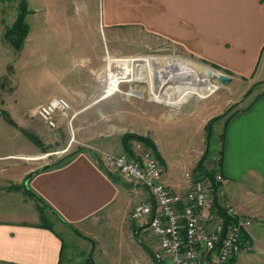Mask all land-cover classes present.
<instances>
[{
	"label": "crops",
	"instance_id": "obj_1",
	"mask_svg": "<svg viewBox=\"0 0 264 264\" xmlns=\"http://www.w3.org/2000/svg\"><path fill=\"white\" fill-rule=\"evenodd\" d=\"M32 1L33 25L29 26L25 16L29 31L18 54L3 39L4 30L16 13L10 20L0 11V264H61L62 258H69L66 255L71 253L73 243L90 251L87 260L91 259V264H133L131 259L137 246L132 248L133 253L125 249L131 248V242L136 245L137 240L144 248L141 255L156 260V253L148 244L149 237L131 234L130 211L135 203L148 197L143 188L124 177L110 176L91 148L74 149L61 163L58 160L51 163L50 159H54L51 155L43 160L46 155L40 154L41 146L28 135L35 136L44 147L73 144V129L66 124L63 131L49 127L33 109L62 96L68 100L75 117L86 112L88 99L104 96L94 90L88 94L82 91L88 82L82 64L78 68L84 79L77 78L75 87L59 79L56 70L50 74L47 69L51 67L50 51L89 50L93 57L88 58L96 66L103 59L109 39H119V30H111L109 36L104 30L100 36L90 33L86 26L71 32L73 24L79 27L88 22L96 12L98 0ZM102 3L106 4L108 24L130 20L136 32L142 28L149 32L160 30V43L168 49L192 54L208 49L207 56L199 57L221 68L231 80L242 77L253 81L256 86L241 107L212 121V124L222 121L221 142L203 164L205 168H215V158L220 153L218 172L223 176V194L242 213L249 214L246 209L255 204V209L264 215V0H102ZM116 49L113 46L112 50ZM31 52L39 54L36 64L45 69L39 70L36 79L26 80L22 89L17 74L24 55ZM92 83L98 86L97 77ZM213 104L208 100L180 120L168 122L172 121L169 119L131 132L152 141L160 156L162 181L178 193L185 191L183 171L193 169L202 152L195 150L198 155L192 159L193 156L171 153L168 147L185 145L186 136L194 138V133L205 139V125L222 113L212 115ZM93 143L98 148L123 152L120 140L116 144L104 140ZM227 199L224 201L228 202ZM42 204L47 222L41 220ZM115 222L125 231L124 235L112 239L107 234L100 235L101 231L108 233ZM252 225L247 229L252 249L241 253L231 264H264V227ZM136 230L145 232L142 226Z\"/></svg>",
	"mask_w": 264,
	"mask_h": 264
},
{
	"label": "rangeland",
	"instance_id": "obj_2",
	"mask_svg": "<svg viewBox=\"0 0 264 264\" xmlns=\"http://www.w3.org/2000/svg\"><path fill=\"white\" fill-rule=\"evenodd\" d=\"M20 1L21 0H0V11L4 13L6 17H10L11 20L13 17H15V13L17 15L18 4ZM26 5H27V10L29 11L27 13L28 15H26V20L29 26L32 27L33 25L32 9L34 7L33 1L28 0V3L26 2ZM95 8H96V12L92 14V17L88 20V22H83L79 27L77 24H73L71 26V32H76L77 28L80 29L86 26L90 33L91 32H93L94 34L97 33L99 36L101 31L103 30L108 36L111 30H119L120 36L119 39L115 41L109 39L108 44L105 45L106 50L105 52H103L104 53L103 59L102 61H98V63H95L96 66H93L92 62L89 60L90 56L93 57L92 52L89 50L74 49L68 52L50 51L51 67L47 69L51 70L50 74L54 73V71L56 70L57 77L61 76L59 79H63L64 83L69 87L76 86L74 82H77L76 81L77 78L80 77V79H84V74H82L81 69L78 68V64H82L83 67L86 68L85 69L87 73L86 76L88 78V82H85V85L83 86L84 90L82 91L85 92V94H88L91 93L92 90H94L98 92L99 96L102 93L104 95L105 90L109 86H111V84L109 83H112L111 75L107 74V72L109 73V70L107 69V59L114 57H121V58L140 57V56L153 57V58L181 57L188 60V62L190 63H194V64L196 63V65L200 68L208 67L213 70H216L217 72H224L221 68L213 65L208 60L199 57L202 54H206L207 56L209 52L207 51L208 49L198 50L195 52L196 54L168 49L166 45H162L160 43L162 39L160 36V30H158L157 32L156 31L149 32V31H145L144 28H142L136 32L133 28L134 22L130 20L129 21L122 20L120 24H116V25L108 24L109 20L106 12V4L102 3V0H98V2L95 4ZM93 36L95 37V35ZM113 46L118 47V49L112 50ZM97 53L99 54L101 52H96V54ZM38 58H39L38 53L33 54V52H31L30 54L24 55L21 64L19 66L20 70L17 74V76L19 75L18 77H19L20 88L24 86L26 80L36 79V76L40 74L39 70L43 71L45 69L38 67V65L36 64ZM53 65L56 68L52 67ZM152 74L153 77H155V75L157 74V71L154 70V68L152 69ZM9 75L10 77L12 75L10 69H9ZM94 77H97L99 82L97 87H95L94 84L92 83ZM252 82L242 77H235L234 79L224 84H222L216 78L209 79L204 84L199 85L198 88L193 91L192 95L188 99H185L182 102L179 108H173L172 106L165 104L164 101L151 97L149 95V89L151 84L150 82L147 81L144 82L142 80L134 81L133 83H128L124 81L118 82L117 85L119 90H116L113 93L104 96L103 98L98 100L88 99L87 101L90 103L88 104L86 112L83 114L75 115V117L72 116L73 118L71 119V121H69L70 116L73 115L71 112L73 111L71 106L69 107L65 115L56 116L55 118L56 124L54 128L63 131L65 128L64 126L66 124L68 128L73 129V134L71 135L73 144L71 145L69 144L70 146L66 150H64L66 147L62 145L60 147H54V146L40 147L42 151L40 154L44 156L46 155L45 157H43V160H47V157L53 156L54 159H50L51 163H53L59 160L61 157L68 154L69 152H71L72 150L81 149V148H91L95 150L99 160H100L99 155L102 154L100 153V151L106 153H113V154H120L124 152L127 153L124 147H122L123 152L120 153L115 152L114 149L108 150L100 147L98 148L93 143V141L100 142L104 140V142L106 143L116 144V142L120 140V142L122 143V137L124 134L137 132L143 127L145 128L146 126H152L153 124H156L158 122L164 123V121H168L169 119L172 121H168V122H175L177 120H180L194 113L199 107L203 106L204 102L206 101L208 102V100L209 102L211 101L214 103L212 107L214 111H211L212 115L218 113L219 111L224 112L227 110V112H230L231 109L235 107H241L246 96L249 94V92H251L252 88L256 86ZM214 86L216 88L213 89ZM59 88L60 87L57 86V90L55 89L57 93L60 91ZM130 88L139 91L141 93V96L126 94V92ZM168 97L172 99L173 96L168 95ZM206 125H205V135H204L205 139L202 138L203 136L200 138L197 137L199 134L196 135V133H194V138H189L186 136V138L184 139L185 145L179 144L177 147H168V149L171 153L175 152L177 154H181L182 156H188V157L193 156L192 159H194V157L197 154L195 150L196 151L200 150V153L202 152V155L196 162L194 168L185 169L183 172L191 170L194 176H201L208 178L209 182L211 183V189L213 191H215L216 189H220L222 192V194L220 195L221 197L220 199L224 200L225 198L227 199V197L223 194V184H222L223 176L218 172L220 168L221 154L220 153L217 154L216 156L217 158H215V161L217 162L216 163L217 165L214 166L215 168H205L203 164L204 159H206V157H208L209 154L215 148L220 146L221 141L219 139V133L222 130V121L217 120L215 123L213 124L211 123L209 135L207 132ZM181 138L182 137H180V140ZM139 141L140 140H136V139L130 140L129 142L131 143L130 144L131 149L135 148V144ZM153 155L160 163V158L158 157V155L157 156L155 154ZM201 157L203 158L202 165L204 169L209 172L210 171L214 172L213 178L202 175L203 173H199L198 171H196L195 169L196 165L198 164ZM114 175L118 177H124V176H120L119 174H114ZM217 175H220L222 178L220 182L215 179V176ZM126 179L132 182L131 179L129 178ZM141 188H143V190L148 194V191L144 187ZM220 199L218 198V200ZM227 201L238 212L239 215L249 218L251 220V224L258 227L259 226L264 227V219H263L264 215H262V211H258L255 209V204H253L252 206L253 208L246 209L247 213L249 214H244L242 213V211L236 209L235 206L231 204L228 199ZM215 202L218 203L217 200ZM133 207L130 211V218H129L130 221L132 222L131 230L133 228L131 234L134 233V235L136 234L137 237H142V236L145 238L149 237L148 244L150 246V249H152L153 252L155 251L154 253L157 254L158 253V246L156 247L157 243L156 241H154L155 239L151 236L150 232L147 229L149 217H146L140 221L134 220L133 218H131V212L133 210ZM133 225L135 226L133 227ZM137 226H142L145 229V232L144 231L138 232L139 230H136ZM58 228H60L59 230L63 232V229L61 227ZM124 233L125 231H123L122 228L117 227V222H115L113 223V226L111 227V230L108 231V233H106L105 231H101L100 235L103 236L107 234L109 235L108 238L112 239V238L120 237L124 235ZM63 237L65 238V236ZM130 246L131 248L129 247L126 248L125 250L131 253L135 251L132 248H135V246H137L136 255L135 256L132 255L133 259H131L135 264H166L159 257L157 258L158 260L157 259L155 260L154 258H152V260L144 258L140 253L144 250V248L138 240L136 245H133V243L131 242ZM71 247H72L71 253L66 255V257L69 258L66 259L62 258L61 264H91V262L87 261V258L90 254L89 250H84V248H82L81 245L78 246L77 243H73ZM251 249L252 248H250L249 251ZM249 251H246L245 253Z\"/></svg>",
	"mask_w": 264,
	"mask_h": 264
},
{
	"label": "built area",
	"instance_id": "obj_3",
	"mask_svg": "<svg viewBox=\"0 0 264 264\" xmlns=\"http://www.w3.org/2000/svg\"><path fill=\"white\" fill-rule=\"evenodd\" d=\"M69 107L59 96L38 104L33 113L53 128L56 116L65 115ZM132 150L133 155L100 151V162L108 172L148 191V197L134 205L131 218L149 217L147 229L158 245L157 258L166 264H227L249 250L244 233L251 220L220 199L221 190L213 191L208 178L185 171V191L178 193L162 181V167L150 148L137 142ZM215 179L222 180L220 175Z\"/></svg>",
	"mask_w": 264,
	"mask_h": 264
},
{
	"label": "bare ground",
	"instance_id": "obj_4",
	"mask_svg": "<svg viewBox=\"0 0 264 264\" xmlns=\"http://www.w3.org/2000/svg\"><path fill=\"white\" fill-rule=\"evenodd\" d=\"M153 68L157 71L155 77L152 74ZM107 69L109 70L107 74L112 77V83H109L111 86L105 90L103 96L119 90L118 82L133 83L142 80L151 83L149 89L151 97L164 101L173 108H179L199 85L209 79H215V75L218 74L213 69L208 73L205 67L200 68L196 63H190L181 57H114L107 59ZM126 94L141 96L139 91L132 88ZM168 95H172V99Z\"/></svg>",
	"mask_w": 264,
	"mask_h": 264
},
{
	"label": "trees",
	"instance_id": "obj_5",
	"mask_svg": "<svg viewBox=\"0 0 264 264\" xmlns=\"http://www.w3.org/2000/svg\"><path fill=\"white\" fill-rule=\"evenodd\" d=\"M17 15L13 21V23L9 26H7L4 30V34H3V39L12 47V49L14 50L15 54H18L19 51L21 50L25 38L28 34L29 31V26L27 24V22L25 21V16L26 14L29 12L27 10V5H26V1L25 0H21L18 4V9H17ZM5 79V78H4ZM227 113V110L222 112L220 115H217L215 117H213L212 119H210V121L207 123L206 128H207V132L209 135V130H210V125L212 123V121H214L215 119H218L221 116H225ZM36 143H38L41 147H44L42 143H40V141L35 137V136H31L30 134H28ZM140 140L139 142H142L145 146H147L148 148H150L153 152V154H155L156 156L158 155V157L160 158L159 154L157 153L154 144L152 143V141L150 139H148L147 137L141 136V135H137L134 133H126L123 135L122 137V145L125 149V151L128 154H132L133 155V150L131 149L130 146V140ZM74 152H71L65 156H63L62 158H60L57 163H61L62 161L66 160L69 156H71ZM202 161L203 158L201 157V159L199 160L198 164L196 165V171H198L199 173H203L202 175L208 176V177H212L214 175V172L212 171H207L204 169L203 165H202ZM47 167V166H44ZM109 175L112 176L113 178H117L114 174H111L109 172ZM11 187H15V186H11ZM26 191L28 192V188H26ZM31 193V192H28ZM44 204V203H43ZM42 204L40 208V215H41V220L42 222H47L44 214L42 212V209L44 208V205ZM244 237L247 238V235L244 233ZM235 258L231 259L228 264H231L232 262H234ZM88 262H91V259L87 260Z\"/></svg>",
	"mask_w": 264,
	"mask_h": 264
},
{
	"label": "water",
	"instance_id": "obj_6",
	"mask_svg": "<svg viewBox=\"0 0 264 264\" xmlns=\"http://www.w3.org/2000/svg\"><path fill=\"white\" fill-rule=\"evenodd\" d=\"M211 70H212L211 68L206 67V72L209 73ZM217 73L218 74L215 75L216 79H218L222 84L229 82L231 80V76L229 74L224 73V72H217ZM153 212H154V209H153Z\"/></svg>",
	"mask_w": 264,
	"mask_h": 264
}]
</instances>
